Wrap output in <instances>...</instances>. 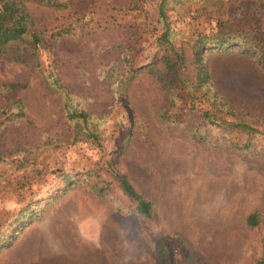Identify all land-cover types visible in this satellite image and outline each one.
I'll return each instance as SVG.
<instances>
[{
    "label": "rangeland",
    "instance_id": "374dc122",
    "mask_svg": "<svg viewBox=\"0 0 264 264\" xmlns=\"http://www.w3.org/2000/svg\"><path fill=\"white\" fill-rule=\"evenodd\" d=\"M61 2L26 5L38 46L28 36L0 51V108L24 113L0 116V264H255L264 68L256 48H236L264 43L258 1ZM220 33L234 50L206 54L210 90L233 116L194 89L193 43ZM72 109L90 116L98 141L72 143ZM117 172L152 204L149 217L135 212ZM64 177L77 180L66 191Z\"/></svg>",
    "mask_w": 264,
    "mask_h": 264
},
{
    "label": "trees",
    "instance_id": "16d2710c",
    "mask_svg": "<svg viewBox=\"0 0 264 264\" xmlns=\"http://www.w3.org/2000/svg\"><path fill=\"white\" fill-rule=\"evenodd\" d=\"M70 3L72 0H66ZM132 1V0H131ZM139 1V0H137ZM258 6L264 10V0H257ZM27 4H36L49 8H56L64 6L66 3H62L61 0H0V51H5L8 47L18 42L24 41L28 36L31 38V44L33 46H38L41 42L40 32L38 30V23L32 19L30 14L27 11ZM163 3L160 6V13L164 16L163 11L161 10ZM64 34V33H63ZM61 33L57 34V37L61 36ZM169 31L167 30L162 35V39L168 42ZM231 37H225L224 35L214 34V35H205L200 36L197 40L194 41L192 46V57L191 63L194 66L195 72V90H207V94H209L210 99L212 100L213 106L218 108H222L226 113L233 116L232 108L225 103L224 101L218 98V95L210 90L211 87V78L209 73V67L207 63L206 54H209L213 51H224L231 52L234 50L231 45ZM249 49L246 50V41L242 44V48H236L238 53L241 54H249L250 48H256L257 50V59L259 65L264 68V43H261L259 47L249 46ZM180 60L183 59L182 55H178ZM23 88L20 85H9L7 90L16 91ZM16 113L12 114L11 117H7L8 112L5 108H0V116H4V120L13 121V117L22 119L24 117V113L20 105H16ZM69 118L75 122V130L76 134L73 138V142L79 140L80 137H84L86 140H99V136L95 131H92L89 127V122L91 120L90 116L86 114L84 111L78 110H68ZM204 118L207 121L212 123H216L215 119L208 114L204 113ZM7 118V119H6ZM224 121V119H221ZM0 124H4V122H0ZM228 126L236 127L242 132H257L251 126H248L244 123L239 124H231L228 123ZM86 131V132H85ZM116 179L118 182V187L122 191V193L134 204L135 212L138 215L149 217L152 211V204L143 198L140 193L136 191V189L131 185L125 175L121 173H116ZM65 182V191L75 185L77 180L73 178L64 177ZM51 200V199H50ZM32 213L26 219L19 220L21 223L19 229L16 234L10 237V242L15 240L16 235L19 234L28 224L32 222L36 216ZM247 224L251 227H255L259 224V217L257 214H252L247 218ZM10 245V244H8ZM7 245V246H8ZM262 249V257L259 258L255 264H264V239L261 242Z\"/></svg>",
    "mask_w": 264,
    "mask_h": 264
}]
</instances>
